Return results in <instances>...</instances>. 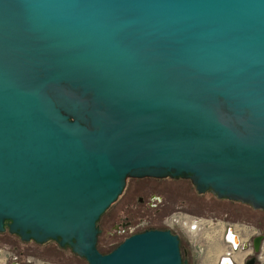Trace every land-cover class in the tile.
<instances>
[{"label":"water","instance_id":"95a60500","mask_svg":"<svg viewBox=\"0 0 264 264\" xmlns=\"http://www.w3.org/2000/svg\"><path fill=\"white\" fill-rule=\"evenodd\" d=\"M178 177L264 210V0H0V233L187 264L169 229L97 248L128 178Z\"/></svg>","mask_w":264,"mask_h":264},{"label":"rangeland","instance_id":"374dc122","mask_svg":"<svg viewBox=\"0 0 264 264\" xmlns=\"http://www.w3.org/2000/svg\"><path fill=\"white\" fill-rule=\"evenodd\" d=\"M152 193L160 198V201H155L157 203L155 207L149 205L151 202L150 194ZM139 197L143 198L142 203L139 202ZM232 202L224 198L219 199L210 191L203 194L198 193L194 185L187 179L128 178L122 193L99 218L97 225L100 232L97 246L102 252H108L125 238L128 227L134 228L138 232L147 227L167 229L168 227L164 225L163 221L177 210L193 216L214 217L240 226L251 224L258 227V234L259 232L263 234L264 210L251 211L242 202H234V200ZM197 204H201L202 208L194 206ZM228 206L240 210L238 212H241L242 215H238L235 210V213L229 212L228 210L231 208H228ZM123 230L126 231L122 232ZM171 231L179 236L181 249L187 259V264H212L210 257L216 253H218V256L225 248L224 242L216 234H211L208 235L210 238L207 240L206 251L200 252L192 241V234L188 232L187 228L183 230L178 225L173 224ZM240 233L242 235L244 231H240ZM200 241L205 245L203 232L200 233ZM56 245L57 243L53 240L37 244L21 241L17 235L7 232L0 233V249L11 250L22 257L33 256L37 259H45L61 264H88L83 257L74 254L68 246L59 251ZM53 249L56 250V254H54ZM238 255L239 261L242 260V263L238 264H243L249 256H243L244 253H238ZM241 256L245 259L243 260ZM22 257L21 261L23 262Z\"/></svg>","mask_w":264,"mask_h":264},{"label":"built area","instance_id":"2783aa9c","mask_svg":"<svg viewBox=\"0 0 264 264\" xmlns=\"http://www.w3.org/2000/svg\"><path fill=\"white\" fill-rule=\"evenodd\" d=\"M157 197V196H156ZM160 201V198H159ZM155 207L157 203L152 202ZM224 222L214 217H200L187 214L181 210L173 212L168 216L164 221V225L167 226L169 230L172 229V225L176 224L181 229L187 228L188 232L192 234V241L195 246L204 252L207 249V240L210 238L211 234L220 235L222 242L225 244L224 250L222 249L221 253L217 256L216 264H224L230 262V264L242 263L239 261L238 253H244L243 256L254 254L255 264H264V240L262 241L260 251L258 253H253L252 250V238L253 235H258V227L251 224H246L248 226H240L234 224L233 222ZM123 230L122 232H125ZM240 231H244L241 235ZM136 229L128 227L127 234L125 237L130 236L136 233ZM204 233L205 245L200 241V233ZM259 234H262L259 232ZM264 235V233H263ZM230 237H236V242ZM249 252V253H248ZM245 256V257H246ZM21 255L17 254L8 249H0V264H61L56 262H50L45 259L34 258L33 256H25L23 262L21 261ZM242 257V256H241ZM245 257L242 259L244 260Z\"/></svg>","mask_w":264,"mask_h":264},{"label":"flooded vegetation","instance_id":"af4514ba","mask_svg":"<svg viewBox=\"0 0 264 264\" xmlns=\"http://www.w3.org/2000/svg\"><path fill=\"white\" fill-rule=\"evenodd\" d=\"M206 192H209V190L208 191H206ZM206 192H204V193H206ZM203 194V193H202ZM151 195V199H150V203H149V205L150 206H152L153 207V204H152V202H154V201H159V197L157 196L156 197V194H154V193H152V194H150ZM220 199V198H219ZM225 200H229V199H226V198H224ZM138 200H139V202L140 203H142L143 202V198L142 197H139L138 198ZM231 203H233L232 202V200H229ZM234 202H236V201H234ZM243 205H246L248 208H250V210L252 211V210H258V209H255V208H253L251 205H249V204H247V203H243ZM194 206H196V207H199V208H202V205L201 204H197V205H194ZM228 208H231V209H229L228 211L229 212H231V213H235L234 212V207H230V206H228ZM233 211V212H232ZM237 213H238V215H242V213L241 212H238V211H240V210H235ZM243 212V211H242ZM151 228H153V227H151ZM145 229H149L148 227L147 228H145ZM142 231V230H141ZM140 232V231H139ZM254 236V235H253ZM50 240H48L47 242H49ZM28 242H34L33 240H30V241H28ZM47 242H45V243H47ZM56 242V241H55ZM36 243V242H35ZM57 243V242H56ZM37 244H39V243H37ZM56 248L59 250V251H61V250H63V249H65L66 248V246H64V247H61V246H59L58 245V243H57V245H56ZM53 252H54V254H56V250L55 249H53ZM51 254H53L52 252H50ZM243 264H244V262H243Z\"/></svg>","mask_w":264,"mask_h":264},{"label":"trees","instance_id":"16d2710c","mask_svg":"<svg viewBox=\"0 0 264 264\" xmlns=\"http://www.w3.org/2000/svg\"><path fill=\"white\" fill-rule=\"evenodd\" d=\"M179 178H182V177L171 178V179H179ZM182 179H184V178H182ZM187 180H189V179H187ZM189 181H190V180H189ZM190 182H191V181H190ZM98 221H99V220H98ZM98 221H97V224H98ZM154 228H155V227H154ZM5 232L8 233L7 228H6V231H5ZM5 232H3V233H5ZM97 248H98V246H97ZM112 249H113V248H112ZM112 249H110L108 252H110ZM98 250H99L100 252H102L101 249L98 248ZM180 251H181L182 259H183V260H187V259L184 257V253H183V251H182V249H181V243H180ZM108 252H102V253H108Z\"/></svg>","mask_w":264,"mask_h":264},{"label":"crops","instance_id":"0c3cea01","mask_svg":"<svg viewBox=\"0 0 264 264\" xmlns=\"http://www.w3.org/2000/svg\"><path fill=\"white\" fill-rule=\"evenodd\" d=\"M217 237H218L220 240H222L220 235H218ZM217 254H218V253H216L215 255H212V257H210V260H211L212 264H216Z\"/></svg>","mask_w":264,"mask_h":264},{"label":"bare ground","instance_id":"6f19581e","mask_svg":"<svg viewBox=\"0 0 264 264\" xmlns=\"http://www.w3.org/2000/svg\"><path fill=\"white\" fill-rule=\"evenodd\" d=\"M230 239H233L235 242L237 241V240H236V237H234V238H233V237H230ZM248 253H249V252H248ZM240 255H242V254H240ZM238 256H239V255H238ZM224 264H230V262H226V263H224Z\"/></svg>","mask_w":264,"mask_h":264}]
</instances>
